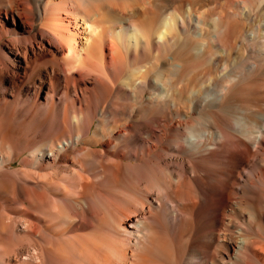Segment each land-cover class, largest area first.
Listing matches in <instances>:
<instances>
[{
  "label": "bare ground",
  "instance_id": "obj_1",
  "mask_svg": "<svg viewBox=\"0 0 264 264\" xmlns=\"http://www.w3.org/2000/svg\"><path fill=\"white\" fill-rule=\"evenodd\" d=\"M198 1L0 0V46L11 54H22L27 45L23 36L6 32L2 18L23 33L35 31L37 19L40 36L66 45L64 68L81 65L73 36L65 39L55 30L54 18L63 12L83 20L90 34L92 22L123 25L114 32L108 26V35L123 38L138 56L148 48L163 67L154 78L146 66L124 74L112 43L113 100L64 106L59 127L66 129L72 115L70 136L26 142L24 239L39 264H248L251 254L264 264L262 237L254 232L264 216L257 209L264 193L255 191V180L264 177V109L237 91L254 66L248 43L264 48L248 35L251 20L259 17L264 26V0L253 11L248 0H227L219 4L221 19L209 11L208 22L195 17ZM201 27L211 29L203 34L202 51L212 52L191 61L188 48L178 51L188 37L201 36ZM141 29H148L143 39L137 38ZM97 42L99 48L105 44ZM91 48L84 47L87 57ZM237 58L245 61L236 67ZM183 69L191 80L165 88V75L171 79ZM10 73L3 64L0 78ZM147 89L155 96L150 102H119L127 94L144 100Z\"/></svg>",
  "mask_w": 264,
  "mask_h": 264
},
{
  "label": "rangeland",
  "instance_id": "obj_2",
  "mask_svg": "<svg viewBox=\"0 0 264 264\" xmlns=\"http://www.w3.org/2000/svg\"><path fill=\"white\" fill-rule=\"evenodd\" d=\"M44 1L47 4L55 5L61 2V0ZM228 1L199 0L196 6L197 8H194L195 17L200 20L205 19L204 21L208 22L209 20L205 18L206 14L209 11H213L219 19L221 17L220 12L222 11L219 4H224ZM253 1L248 0L249 11H253L256 8L254 5L257 4V0ZM239 2L240 0H234L235 4H239ZM230 8H227V11L237 12L235 8ZM118 15L119 13L116 16ZM139 17L141 20L143 15L140 14ZM54 19L57 33L62 37L64 36L65 39L73 36L78 50H82L81 65H77L70 71L64 68L65 54L67 53L66 45L61 44L48 35H45L44 38L40 36V24L37 19L35 31L28 30L27 28L24 29L25 33H23L20 29H15L12 19L7 23V20H3L2 18V21H4L3 27L6 32L23 36L21 38L25 41L23 45H27V47L23 49L22 54L16 55L15 52L11 54L7 46H0V57L5 58L7 62L4 63L0 58V68L3 64H6L11 70L10 75L5 74L0 78V92L4 94L0 97V264H39L35 259L33 249L27 247L24 239L25 225L23 224L24 217H22V194L24 190L23 171L25 167L22 161L26 158V142L46 137L56 140L70 136L72 133V115L70 116V120L64 125L66 129L63 126L59 127L61 125L60 116L64 106L75 107L77 109L82 104L94 105L97 102L99 104L102 101L111 102L113 100L117 86L114 87L113 79L108 68L110 62L109 48L112 43L119 48V52L121 53L122 72L124 74L130 73L134 69L136 70L139 66L149 68L150 78L155 77L154 73L156 71L163 72V67H161L162 61L160 62L159 60L158 62V57L153 56L148 48L144 56H138L135 51L128 49L129 47L123 38H118L111 34L108 35L109 27L114 32L115 30L121 29L123 25L112 23L106 26L101 22H99L100 24L92 22L94 32L90 34L87 30L88 28L85 26L86 24L80 18L74 19L73 16L60 12L59 17L56 16ZM18 21L20 20L18 19ZM201 28H203L200 32L201 36L199 35L197 39L188 37V45L185 48L182 46L184 49L181 47L178 51L180 53L182 50L184 51L188 48L187 50L190 53L188 57L191 61L200 58L202 55L204 56L207 51L212 52L209 47V50L202 51L203 46L201 44L206 42V40L205 42L203 41V36L208 35L211 29L207 27ZM147 30H139L137 32V38L143 39L148 34ZM205 31L206 34L203 35ZM173 32L174 35L180 37L181 41L182 37L180 36L179 29L176 28ZM37 33L38 37L35 39L34 36ZM249 34H251V39L249 38L251 42H254L253 39L256 37L255 44H261V42L263 44L264 26H261L259 17L248 22ZM32 38L34 39L32 40ZM99 38L105 41V44L101 48L98 47L97 41ZM258 41L261 42L259 43ZM90 45L93 54H90L92 57H87L84 47L88 49ZM254 46V43H248V59L251 58L250 61L254 66L248 70V77L238 82L237 91L240 98L248 97V104L256 103L259 108L264 109V48H256L255 50V48L253 49ZM97 48L100 52L99 54L97 53ZM199 49L202 52L198 51ZM255 51L257 52L255 53ZM132 53L134 54L132 55ZM181 54L183 55V53ZM15 55L18 58H15ZM194 55L197 57L199 55V57L195 58ZM153 59L155 60L153 61ZM244 61L243 59L237 58L232 62L237 67ZM250 61L248 60V62ZM152 66L154 67L152 68ZM14 67L18 70L12 69ZM156 67L158 68L156 69ZM185 71L183 69V72L176 73L171 79H169L168 75L163 76L162 83H164L165 88L175 89L181 83H184L185 79L186 81L188 78L191 80L192 77L184 78ZM195 79L194 87L191 86L193 90L198 88L201 76H197ZM120 83L121 81L119 80L118 84L120 85ZM104 91H110V95H107V99L105 98L106 100L102 96L105 93ZM130 96V94L123 96V100L121 98L119 102L121 104L124 103L123 105H135L140 102H150L155 97L151 89H147L144 100ZM93 117L96 118L97 115L94 114ZM92 126L93 128L97 127L95 121ZM90 136H92L91 132L88 135V139ZM248 171L253 174L256 170L251 167ZM256 180L257 189L255 191H262L263 194L264 177ZM263 198H259L257 209H260L264 213ZM254 232L262 237L258 242L264 245V216L260 221V226ZM251 255L247 257L248 264H262V261Z\"/></svg>",
  "mask_w": 264,
  "mask_h": 264
}]
</instances>
